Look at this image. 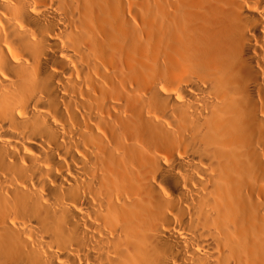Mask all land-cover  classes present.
<instances>
[{"label":"bare ground","instance_id":"bare-ground-1","mask_svg":"<svg viewBox=\"0 0 264 264\" xmlns=\"http://www.w3.org/2000/svg\"><path fill=\"white\" fill-rule=\"evenodd\" d=\"M0 264H264V0H0Z\"/></svg>","mask_w":264,"mask_h":264}]
</instances>
